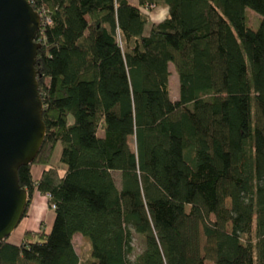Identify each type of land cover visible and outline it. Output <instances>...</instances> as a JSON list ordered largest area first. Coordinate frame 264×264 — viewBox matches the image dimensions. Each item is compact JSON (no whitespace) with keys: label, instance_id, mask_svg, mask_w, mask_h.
I'll return each mask as SVG.
<instances>
[{"label":"trees","instance_id":"trees-1","mask_svg":"<svg viewBox=\"0 0 264 264\" xmlns=\"http://www.w3.org/2000/svg\"><path fill=\"white\" fill-rule=\"evenodd\" d=\"M28 1L47 133L18 176L56 216L0 264H264V0Z\"/></svg>","mask_w":264,"mask_h":264},{"label":"water","instance_id":"water-1","mask_svg":"<svg viewBox=\"0 0 264 264\" xmlns=\"http://www.w3.org/2000/svg\"><path fill=\"white\" fill-rule=\"evenodd\" d=\"M41 26L28 0H0V243L29 209L18 172L34 163L47 133L36 70Z\"/></svg>","mask_w":264,"mask_h":264},{"label":"rangeland","instance_id":"rangeland-1","mask_svg":"<svg viewBox=\"0 0 264 264\" xmlns=\"http://www.w3.org/2000/svg\"><path fill=\"white\" fill-rule=\"evenodd\" d=\"M131 2L133 4H138V0H131ZM247 15H248L247 16L248 17V21L251 20V22H248V26L253 28L254 30H258L260 28V24H261V16L259 14H257L256 12L252 11V10H248ZM157 16H159V13H155V14L153 13L152 14V17L154 19ZM154 19H152V22H155ZM170 71L172 73V76L170 78L171 98H172V100L177 101V100H179V97H180V80H179L178 74L176 72V69H175V67L173 65L170 66ZM100 135L103 136V131L102 130L100 131ZM61 152H62V145L58 144V146L56 147V150L54 152V156H53V160H52L53 164H56V165L59 164V159H60ZM43 169H44L43 167L35 166L33 168V174L35 176H37L38 174L41 173V171ZM35 195H34V197L32 199V203L30 204L29 209L27 211L28 215H27V217H24L23 220L28 219L30 217V211L33 208ZM23 220L20 223V225L18 226V228L14 231V233L9 237V239H8L9 242H12V243H14V242L17 243L18 242V238H19V235H20V233L22 231V227H23ZM51 224H53V223H51ZM51 224H49L48 227H47L48 228L47 229L48 232L51 231V228L53 226ZM74 244H75L77 253L80 256H82V257L87 259L89 257V252L92 249L91 241L84 240L81 235H78V236L75 237ZM134 246H135V250H136L135 254L136 255L141 254L143 252L144 246H145L144 245V241L142 240V238L137 236L135 241H134Z\"/></svg>","mask_w":264,"mask_h":264},{"label":"crops","instance_id":"crops-1","mask_svg":"<svg viewBox=\"0 0 264 264\" xmlns=\"http://www.w3.org/2000/svg\"><path fill=\"white\" fill-rule=\"evenodd\" d=\"M163 10L164 9L157 10V11H155L153 13L154 14L155 13H159L160 14V12L163 11ZM167 15H168V11H167V14H166L165 18L167 17ZM152 19H154V18L152 17ZM154 20L156 22L159 21V16H157ZM43 170L37 176L34 175L35 180H38L41 177V175L43 173ZM55 216H56L55 215V211L49 208V199H48V197L44 196V195H42L40 193H37L35 195L33 208L30 211V217L28 219L23 220V227H22V231H21V233L19 235L18 242L17 243L14 242V243L15 244H20L21 241L23 240V237H24L25 233L27 231L38 232L43 227L47 231L48 225L51 224V223L54 224ZM53 224H51V225H53Z\"/></svg>","mask_w":264,"mask_h":264},{"label":"clouds","instance_id":"clouds-1","mask_svg":"<svg viewBox=\"0 0 264 264\" xmlns=\"http://www.w3.org/2000/svg\"><path fill=\"white\" fill-rule=\"evenodd\" d=\"M167 9L165 8L163 11L160 12L159 14V20L162 22L167 14Z\"/></svg>","mask_w":264,"mask_h":264},{"label":"built area","instance_id":"built-area-1","mask_svg":"<svg viewBox=\"0 0 264 264\" xmlns=\"http://www.w3.org/2000/svg\"><path fill=\"white\" fill-rule=\"evenodd\" d=\"M56 207L54 206V208L53 209H55Z\"/></svg>","mask_w":264,"mask_h":264}]
</instances>
